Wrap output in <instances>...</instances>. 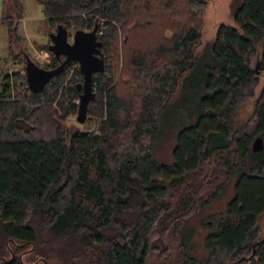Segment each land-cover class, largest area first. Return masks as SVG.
<instances>
[{"label":"trees","instance_id":"trees-1","mask_svg":"<svg viewBox=\"0 0 264 264\" xmlns=\"http://www.w3.org/2000/svg\"><path fill=\"white\" fill-rule=\"evenodd\" d=\"M39 1L50 33L99 25L105 70L93 74L88 113L100 121L96 131L66 123L83 81L76 60L42 90L28 84L27 50L20 69L0 74V264H264V240L254 246L264 238V145L253 149L264 142V85L251 114H236L260 81L254 57L264 70V0H241L205 54L206 0ZM24 11L23 0L3 2L10 45ZM48 52L54 68L61 60ZM197 70L198 116L179 130L174 162H159L163 113ZM233 176L227 216L199 259L182 227Z\"/></svg>","mask_w":264,"mask_h":264},{"label":"rangeland","instance_id":"rangeland-1","mask_svg":"<svg viewBox=\"0 0 264 264\" xmlns=\"http://www.w3.org/2000/svg\"><path fill=\"white\" fill-rule=\"evenodd\" d=\"M3 2L4 0H0V15L2 14ZM206 2L203 44L200 47V51L203 54H205L207 48L212 47L217 27L220 23L234 24V10L241 0H206ZM23 3L25 6L24 17L18 20V37L12 45L9 43L8 23L4 20L0 21L1 75L7 71L13 72L21 68L24 60L22 57L25 56L24 50L30 53L37 65L45 67L50 61L49 49H47L46 45L51 43V38L49 37V26L46 22L42 3L39 0H23ZM70 40H72V37ZM15 54L19 55L15 56ZM257 59V57L253 58L254 67L258 62ZM201 61L205 62L206 58L202 57ZM200 67H203L202 64H200ZM197 72L188 79L182 94L173 100L171 106L163 113L161 130L158 133L153 149L159 162H174L173 150L178 141L179 130L185 125L192 124L198 116L200 97L206 92L204 74L201 70ZM259 78L260 81L256 87L255 95L239 100L236 114L241 120L246 119L253 110L254 103L264 85V70L259 72ZM76 102L79 109L80 97ZM77 114L78 111L76 114L69 115L66 123L69 125L77 124L83 130L96 131L98 129L100 120L96 115L91 116L88 113L86 121L79 122ZM235 180L236 177L233 176L215 201L192 214L182 227V233L189 251L199 259H206L209 256L210 248L207 245V235L217 231L221 222L226 218L228 202L235 194ZM261 223L264 233V215ZM61 261L56 260L52 264H63Z\"/></svg>","mask_w":264,"mask_h":264},{"label":"water","instance_id":"water-1","mask_svg":"<svg viewBox=\"0 0 264 264\" xmlns=\"http://www.w3.org/2000/svg\"><path fill=\"white\" fill-rule=\"evenodd\" d=\"M99 25L95 24L92 29H77L72 35L59 29L51 32L49 37L53 40L48 49L61 61L54 68H46L35 64L31 60L27 65V81L32 89L42 90L45 84L54 76L62 73L70 61H78L83 73V81L79 83L81 90L80 103L77 114L79 122H85L88 116L89 102L96 98L93 87V74L105 70V58L101 52V41L98 39ZM72 37V40L70 38ZM64 56V58H62ZM259 63H256L257 73ZM264 142L261 136L254 139L253 149L258 151L263 148ZM264 238L254 243V246L262 242Z\"/></svg>","mask_w":264,"mask_h":264},{"label":"built area","instance_id":"built-area-1","mask_svg":"<svg viewBox=\"0 0 264 264\" xmlns=\"http://www.w3.org/2000/svg\"><path fill=\"white\" fill-rule=\"evenodd\" d=\"M2 19H1V17H0V21H1ZM75 72V67H71V69H70V76L73 74Z\"/></svg>","mask_w":264,"mask_h":264},{"label":"flooded vegetation","instance_id":"flooded-vegetation-1","mask_svg":"<svg viewBox=\"0 0 264 264\" xmlns=\"http://www.w3.org/2000/svg\"><path fill=\"white\" fill-rule=\"evenodd\" d=\"M53 42V40H51V43ZM47 68V67H46Z\"/></svg>","mask_w":264,"mask_h":264}]
</instances>
